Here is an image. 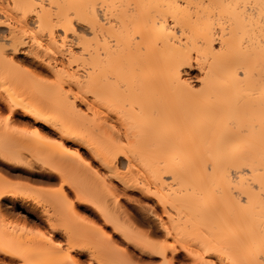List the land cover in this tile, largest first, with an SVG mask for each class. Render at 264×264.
I'll use <instances>...</instances> for the list:
<instances>
[{
    "label": "bare ground",
    "instance_id": "1",
    "mask_svg": "<svg viewBox=\"0 0 264 264\" xmlns=\"http://www.w3.org/2000/svg\"><path fill=\"white\" fill-rule=\"evenodd\" d=\"M0 96L13 114L0 170L44 179L15 170L28 161L12 140L19 110L59 137L35 138L38 155L103 220L82 222L62 184L48 230L14 225L11 212L43 214L5 204L19 191L0 171V249L17 264H137L131 249L159 264H180V250L192 264L264 255V0H0ZM139 215L157 217L161 236Z\"/></svg>",
    "mask_w": 264,
    "mask_h": 264
},
{
    "label": "rangeland",
    "instance_id": "2",
    "mask_svg": "<svg viewBox=\"0 0 264 264\" xmlns=\"http://www.w3.org/2000/svg\"><path fill=\"white\" fill-rule=\"evenodd\" d=\"M30 67L31 70H33V66L31 65H27L26 67ZM28 67V68H29ZM199 74V72L197 71V69H194L192 71H190V75L193 76V78L195 79L197 77V75ZM47 76V75H45ZM20 125V126H19ZM16 128L20 129V128H25V129H30L32 127H34L30 122H28L27 120H21V122L18 120L17 124H16ZM32 130V129H30ZM15 133V132H14ZM13 133V134H14ZM19 133V134H18ZM11 134V135H13ZM9 135V136H11ZM21 135V136H20ZM50 138L53 139V141L55 140L57 141V138L59 139V137H57V135L55 133H49ZM19 139V137H21L20 139L24 140L21 144H23L22 150L25 152V156H28V161L25 165L29 166V168L27 166H25V168L20 167V170H24V172H28L30 173L31 170H29L30 168L35 167V165H33L32 161L34 159L36 160H40L42 161L41 164V173L38 174L39 176L42 174L43 176V180H31L28 179L26 177H11L8 176L6 172H3L2 170L1 173L3 172L5 175H7L6 177L9 178V183H7L8 185H10V191H11V187H14L12 191L16 190V192L19 191V195L17 198H13L14 201H11V203H9L10 206H13L15 204H17V202H24L30 206L35 207L38 211H40L43 216L41 217H35L32 214H28L27 213V220L24 219L23 215H21V213H10L8 215V222L12 223V224H16L19 227H23L26 229L28 228V230L32 231H36L38 229V231H46V229L48 230V225H47V221L45 220L46 216H44V214H51L54 215L56 214L55 208H54V204L52 202L53 198L56 197L55 195H57L60 190H62V184H64L63 182H61V177L58 175L57 171L55 170V167H53L48 160H46L47 158H43L42 156H39V150L37 148V143L35 141V138H31V137H25L23 136L20 132H18L16 130V133L12 136V140L14 138V140L17 142V138ZM10 138V137H9ZM25 138V139H24ZM12 140H9L12 142ZM22 140V141H23ZM37 140V139H36ZM51 140V139H50ZM14 141V142H15ZM13 143V142H12ZM18 143V142H17ZM69 145H73L71 143H68ZM25 146V147H24ZM83 151H86L84 148H82ZM28 152V153H27ZM39 154V155H38ZM31 164V166L29 164ZM24 167V166H23ZM28 170V171H27ZM3 174V176H4ZM2 175V174H1ZM11 179V181H10ZM8 180V179H7ZM77 182V180H76ZM78 183V182H77ZM81 184V186H87V181L86 179L81 178V180H79V185ZM17 187V188H16ZM19 187V188H18ZM9 188V187H8ZM63 188L65 189V191L69 194L70 198L72 199V202H75V205L78 207V209H80V219L82 222L85 223H93V224H97L99 225H103V220L101 218H99V215L97 214V212H94V210L91 208H89V204L87 206V203H82L79 204L80 202L76 200L75 198V191L72 187H70L67 184L63 185ZM137 198H141L138 194H136ZM142 201H144L143 203H146L148 205H153V201L152 200H148L145 198H141ZM14 203V204H13ZM130 207L132 209H135V205L133 203H130ZM153 207V206H152ZM90 209V210H89ZM45 212V213H44ZM139 215L137 217V225H139L138 227L141 230H152L154 232V235L156 237H160L161 236V230L157 228L156 226V222L155 224L153 223L154 221L157 220V217H153L151 216V218L153 217L156 220H145L144 218H142L143 216ZM140 217V219H139ZM45 218V219H44ZM153 221V222H152ZM27 222V223H26ZM150 224V225H149ZM26 225V226H25ZM30 228V229H29ZM110 228V227H108ZM40 229V230H39ZM64 233L63 232H59L56 234V238L60 241L64 240ZM119 237V238H117ZM115 239L118 240V242H120L122 245L125 244L123 241V238L119 235H115ZM179 255H178V259L176 260V263H180V264H192V260L191 257L188 256V253L185 252L184 250H180L179 251ZM135 255L134 256V260L137 264H140V262H143V264H159L160 263V258H156V257H152L150 255H146V254H142L139 251H135ZM133 254V253H132ZM82 259L86 260L88 259L87 254L84 253V255H82ZM16 264L19 262L18 260H15Z\"/></svg>",
    "mask_w": 264,
    "mask_h": 264
},
{
    "label": "snow or ice",
    "instance_id": "3",
    "mask_svg": "<svg viewBox=\"0 0 264 264\" xmlns=\"http://www.w3.org/2000/svg\"><path fill=\"white\" fill-rule=\"evenodd\" d=\"M17 116L22 118V119H25V120L29 119V117L27 115L20 116L19 110H17ZM12 118H13L12 112L6 106L3 96H0V124H5L6 125L9 121L12 120ZM33 122L35 123V121H33ZM38 127H43V125L40 124V125H38ZM17 131H19L25 137L36 138V139L41 140V141H43L44 143H47V144H56V141L47 140L44 137H42L41 133L39 131H37L35 128L32 129V130H28V129H25V128H20V129H17ZM57 146L60 147V148H63V151L65 153H67V155L75 157L77 159H81V157L79 156V154L77 152H74V151L73 152H69L68 149L64 148L63 145H57ZM27 158H28V156L25 157V159H27ZM3 163H4L3 161H0V164H3ZM32 163H33V165H35V167H33L31 169V172L29 174H32L33 172L34 173H39L41 171V167L40 166L42 164V161L34 159L32 161ZM15 170L19 171L20 169H15ZM4 203L5 204L11 203V198L9 197L8 199H6L4 201ZM108 231L111 232L112 229L108 228ZM38 235L42 239H45V240L48 239V237L45 236V234L43 232H38ZM117 238H119V237H117ZM131 251H132L133 255L136 254L134 249H131ZM15 255H16L15 253L7 252V251H5L3 249H0V264H16L15 260L9 259V257H14ZM140 264H143V262H140ZM258 264H264V255L260 256Z\"/></svg>",
    "mask_w": 264,
    "mask_h": 264
}]
</instances>
